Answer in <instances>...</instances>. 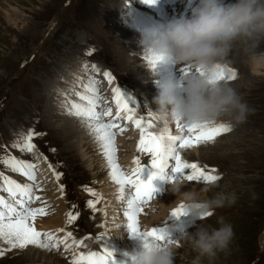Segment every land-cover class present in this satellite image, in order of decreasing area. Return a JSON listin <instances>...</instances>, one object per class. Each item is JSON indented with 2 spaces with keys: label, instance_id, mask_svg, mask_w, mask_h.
<instances>
[{
  "label": "rangeland",
  "instance_id": "obj_1",
  "mask_svg": "<svg viewBox=\"0 0 264 264\" xmlns=\"http://www.w3.org/2000/svg\"><path fill=\"white\" fill-rule=\"evenodd\" d=\"M230 2L235 0H225ZM197 4L198 0H155L152 4L144 0H0V157L12 156L36 165L38 188L34 195L42 199L30 207H47V215L34 221L36 229L53 232L58 238L71 232L72 239L84 241L80 248L65 251L61 245L58 250H49V257L35 246L9 249L0 242L4 252L0 264H70L74 253L102 248L113 253L114 264H134L131 254L139 251L144 241L140 237L131 240L134 235L127 230L124 216L126 203L118 199V185L107 178L109 168L101 158L100 146L81 120L66 114L65 109L71 102L83 103L76 93L82 92L92 77L101 97L98 111L111 107L115 114L112 89L119 88L125 99L130 98L136 118L147 120L148 113L155 110L152 101L158 91L169 82L181 84L185 68L161 65L162 71L155 69L150 74L140 33L171 18L190 17ZM256 52L264 53V40ZM84 64L89 65L87 72ZM261 69H251L239 45L235 46L223 64L224 80L253 111L214 141L180 149L182 159L214 168L220 176L212 184L184 181L182 191L211 186V191L201 192V199L217 192L236 194L235 203L212 210V215L201 221L219 227L217 221L223 217L233 228L228 250L212 264H264V66ZM105 71L112 74L111 84L103 76ZM232 72L235 78L228 80ZM108 119L111 117H105ZM120 123L126 131L115 139L116 162L128 172L134 167V158H139L144 165L142 179L148 180L155 170L149 164L150 157L136 150L139 130L130 121ZM175 124L164 126L155 121L150 130L160 132L167 127L170 134L179 135ZM30 129L39 133L32 141L35 151L13 147L14 142H22L21 133ZM85 150L98 159L82 156ZM54 172L60 174L59 180ZM0 174L20 184L32 183L3 163ZM171 175L169 165L153 176L154 198L142 206L137 219L142 231L155 227L166 240L177 241L170 245L173 264H192L197 254L178 237L195 231L199 221L170 214L179 206L173 199L175 194L167 190ZM87 189L100 197L96 211L88 207L87 202L96 196ZM0 195L8 199L2 189ZM70 212L77 216L71 224L67 223ZM111 229L122 235L116 236ZM103 231L111 238L97 240ZM200 264L209 261L205 258Z\"/></svg>",
  "mask_w": 264,
  "mask_h": 264
},
{
  "label": "clouds",
  "instance_id": "obj_2",
  "mask_svg": "<svg viewBox=\"0 0 264 264\" xmlns=\"http://www.w3.org/2000/svg\"><path fill=\"white\" fill-rule=\"evenodd\" d=\"M143 54L155 61L147 62L150 72L157 65H189L193 73L185 75L179 85L169 82L153 98L155 120L164 126L179 121L185 126L224 124L233 127L243 123L252 109L237 91L219 74L233 48H241L250 64H264V53L256 49L264 40V0H198L188 18H171L140 33ZM198 70V71H197ZM186 186L184 180L170 181L167 190L175 194L183 215L191 216L195 231L184 232L178 238L186 241L197 254L192 264L207 259L209 264L226 252L233 239L232 225L220 217L219 227L206 226L201 221L207 213L236 201L235 193L217 192L201 199L200 191ZM174 250L163 242L144 241L139 251L131 254L134 264H173Z\"/></svg>",
  "mask_w": 264,
  "mask_h": 264
},
{
  "label": "snow or ice",
  "instance_id": "obj_3",
  "mask_svg": "<svg viewBox=\"0 0 264 264\" xmlns=\"http://www.w3.org/2000/svg\"><path fill=\"white\" fill-rule=\"evenodd\" d=\"M144 2L152 4L155 0H144ZM88 54L91 55V52ZM145 59L152 67H155V61L147 56ZM83 67L87 72L89 65L84 64ZM91 68L94 71H99L96 65H91ZM184 68V75L194 71L189 65H184ZM229 71L232 70L229 69ZM103 76L109 84L112 83L113 77L110 72L105 71ZM219 77L222 80L225 79L223 69ZM234 78L235 72H232V75L228 76V80ZM82 87L83 91L77 92L76 95L83 103L71 102V106L65 111L66 114L80 119L100 146L109 168V177L112 182L118 185V199L126 203L124 216L127 218V230L145 242L154 240L168 245L175 244L176 240H166L160 230L155 227L148 231H142L139 227L137 217L144 210L142 206L154 198L151 180L153 176L163 173L171 165L173 175L168 177L169 182L180 179L188 182L212 184L219 181L220 176L215 174L216 169L201 167L197 163L182 159L180 149H190L202 143L212 142L221 134L231 131V128L224 124L185 126L177 121L175 126L179 129V135L170 134L167 127L160 132H154L150 130L156 121L152 111L148 113L149 118L147 120L144 117L136 118L133 108L129 105L130 98L125 99L119 88L112 89L115 104V114L113 115L111 107L97 110L100 106L101 97L98 93L97 81L94 78L89 77L88 83ZM132 103L135 104L134 101ZM105 117H111V119L105 121ZM120 121H130L139 130L140 136L136 150L138 153L150 157L149 164L155 170L147 181L141 179L140 174L144 165L139 158H134V167L128 172L122 170L116 162L115 139L118 134L126 131V126H122ZM37 135L39 133L31 129L27 133H21L20 140L22 142H14L13 147L22 152L31 153L35 151L36 146L32 141ZM0 163L32 182L20 184L0 174V189L6 192L8 196L6 199L0 195V242L7 245L9 249H24L31 245L44 250H58L63 245L67 251L73 247H83L84 241L72 239L71 232H66L62 238H58L55 233L41 232L34 226L37 216L47 215L46 206L30 207L34 201L42 199L40 196L34 195L38 188L36 165L12 156L0 157ZM54 176L59 180V173L54 172ZM62 190L63 187L61 186ZM87 191L92 196H96V193L91 189H87ZM99 199L100 197L96 196V200H89L87 202L88 207L96 211V204ZM170 214L175 217L183 215V205L174 208ZM211 215V212L207 213L208 217ZM76 219V215L71 212L68 213L67 223L71 224ZM57 232H63V229H58ZM104 236L102 233L96 239L100 240ZM70 239L71 243H68L67 241ZM2 255L4 252L0 251V256ZM70 264H114L113 253L107 248H102L101 251L77 252L74 253Z\"/></svg>",
  "mask_w": 264,
  "mask_h": 264
},
{
  "label": "bare ground",
  "instance_id": "obj_4",
  "mask_svg": "<svg viewBox=\"0 0 264 264\" xmlns=\"http://www.w3.org/2000/svg\"><path fill=\"white\" fill-rule=\"evenodd\" d=\"M250 64V63H249ZM264 66V64H258V65H253V64H250V67H251V69H253L254 71L256 70H262L261 68ZM157 71H160L161 70V65H157V67L155 68ZM162 71V70H161ZM95 144H97V142L95 143ZM122 147V146H121ZM91 152V150H89V151H87V150H85L83 153H82V156H88V157H92L93 156V153H90ZM94 157V158H93ZM92 158L93 159H98L96 156H93ZM100 158V157H99ZM101 158H104V157H102L101 156ZM97 162V161H96ZM90 164H92V162H90ZM81 165V164H80ZM107 178H109L110 179V177H109V172H108V174H107ZM182 191V190H181ZM173 199H176V196H173ZM42 217V216H41ZM37 218H40V216H37ZM106 225V224H105ZM109 231V230H108ZM111 231H112V233H114L116 236H121L122 234L121 233H116V231L115 230H113V229H111ZM127 231V230H126ZM105 234H107V235H105L106 237L107 236H109V234L106 232V231H103ZM110 232V231H109ZM112 235V234H111ZM131 235V237H132V234H130ZM134 235V234H133ZM139 236H136V235H134L132 238H131V240L132 241H136L137 240V238H138ZM107 238H111L110 236L109 237H107ZM262 238H264V233H263V235H262ZM113 241V240H112ZM34 249L35 250H38L39 252H41L42 253V251H43V255L44 256H48L49 257V254H51V252L49 251V250H44V249H41V248H38V247H34ZM69 250H71V249H69ZM134 250V249H133ZM135 251V250H134ZM136 251H138V250H136ZM52 261V260H51ZM129 264H131V262L129 263Z\"/></svg>",
  "mask_w": 264,
  "mask_h": 264
}]
</instances>
